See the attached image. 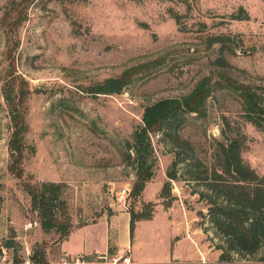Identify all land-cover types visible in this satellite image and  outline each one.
<instances>
[{"label":"rangeland","instance_id":"1","mask_svg":"<svg viewBox=\"0 0 264 264\" xmlns=\"http://www.w3.org/2000/svg\"><path fill=\"white\" fill-rule=\"evenodd\" d=\"M114 78L123 81L118 92H95ZM262 88L264 0H0V264H22L38 248L56 264H112L131 256L128 242L132 264L217 263L221 250L200 196L207 183L186 172L187 159L210 174L219 144L240 132L244 161L264 176V130L244 115L245 90ZM8 93L27 126L21 175L12 171ZM164 99L196 106L178 130L192 149L152 134L154 176L135 196L128 142L146 107ZM176 159L168 210L161 192ZM45 181L64 184L74 227L86 224L63 241L42 229L31 205L27 186ZM151 202L152 216L135 222L130 241V212L146 214ZM115 216L106 259L63 254L104 252ZM263 254L235 258L247 264Z\"/></svg>","mask_w":264,"mask_h":264},{"label":"trees","instance_id":"2","mask_svg":"<svg viewBox=\"0 0 264 264\" xmlns=\"http://www.w3.org/2000/svg\"><path fill=\"white\" fill-rule=\"evenodd\" d=\"M122 78L110 79L100 84L95 92H118L123 86ZM258 94L256 91H246L245 117L246 120L258 129L264 130V88ZM13 109L11 118L13 132L9 142L13 158L12 171L21 175L23 169L20 163L23 158L24 134L27 126L24 114L18 110V104L11 93L6 94ZM184 104V105H183ZM181 103L178 99H164L146 107L143 124L133 133V140L128 142L130 149L126 158L135 169L136 181L133 194L139 196L144 191L146 184L154 176V147L152 134L164 133L172 139L177 149L184 152L192 149L191 143L181 139L178 130L186 120L185 113L195 112L196 106L188 108L189 100ZM246 136L240 132L233 136L227 135V142L219 144L217 156L218 168L203 170V164L189 157L188 172L193 179L205 181L207 192L201 191V198L209 203L208 218L218 242H214L217 249L221 250L219 260L214 264H245L239 262L235 256L245 258L252 256L264 249V176L246 163L242 157ZM132 150V151H131ZM190 155V154H189ZM191 156V155H190ZM193 159V160H191ZM180 161L174 160L172 167L167 171L168 181L163 185L161 196L167 200L166 207L172 205L170 196V181L178 178V165ZM27 191L31 197L33 210L37 211L42 229L49 233L55 231L60 234L63 241L74 228L69 213L66 199L63 196L64 184L45 181L40 184L28 185ZM151 208L146 214L130 212V234L133 238L135 222L141 218H149L153 214L154 203H149ZM204 217V216H203ZM203 222H201V225ZM206 230V229H205ZM13 241L6 242V246L13 245ZM112 251L111 247L109 248ZM3 252L0 246V256ZM31 259L39 264H48L45 248L33 251ZM16 262L20 260L15 259ZM247 264H264V254Z\"/></svg>","mask_w":264,"mask_h":264},{"label":"crops","instance_id":"3","mask_svg":"<svg viewBox=\"0 0 264 264\" xmlns=\"http://www.w3.org/2000/svg\"><path fill=\"white\" fill-rule=\"evenodd\" d=\"M168 208V210L171 208V206L170 207H167ZM130 219H131V215H130ZM86 224H83V225H76L74 228H73V230H75V229H77V228H80V227H84ZM113 225H115L116 227H117V222H116V216L115 217H113L111 220H108V247H107V249L104 251V252H99V251H96V252H94V253H82V254H80V255H70V254H67V253H63L64 255H66V256H69V257H76V256H91V255H94V254H104L105 252H107L108 250H109V243H110V238H111V232H112V228H113ZM72 230V231H73ZM71 231V232H72ZM118 232V231H117ZM118 235H119V233H118ZM118 238V237H117ZM129 238V237H128ZM130 241H133V238H131V236H130ZM118 248H119V250L121 249V247H120V244H119V242H117V244H115ZM60 246H61V243H60ZM127 246H130L131 247V258H132V260L134 261V258L132 257V252H133V248H132V246H133V243H130V242H128L127 243ZM126 246V247H127ZM125 247V248H126ZM60 250H61V248H60ZM62 252V251H61ZM48 261L50 262V264H56L57 262L56 261H53L52 259H48ZM134 263H135V261H134Z\"/></svg>","mask_w":264,"mask_h":264},{"label":"built area","instance_id":"4","mask_svg":"<svg viewBox=\"0 0 264 264\" xmlns=\"http://www.w3.org/2000/svg\"><path fill=\"white\" fill-rule=\"evenodd\" d=\"M127 190H128V188H127ZM124 193H126V190H124ZM107 255H108V254L105 253V254L101 255L100 257L106 259V258L108 257ZM67 257H69V256H67ZM76 257L78 258V260L81 261V259L79 258L80 256H76ZM70 258L74 259L75 257H70ZM64 259H65V264H71V263L68 261V259H67L66 257H65ZM112 259H113V262H111L112 264H118L120 261H122V262H121L122 264H132V258H131L130 255H127V254H125V255H123V256H120V257H114V258H112ZM15 262H16V261H15ZM19 263H21V261L16 262L15 264H19ZM79 263H80V262L78 261V262L75 263V264H79ZM81 263H82V264H85V263L82 262V261H81ZM22 264H39V263L34 262V261L31 259V257H30V258L26 259Z\"/></svg>","mask_w":264,"mask_h":264}]
</instances>
